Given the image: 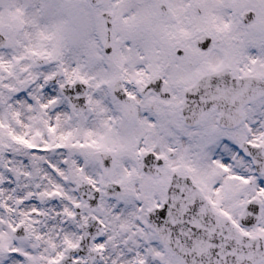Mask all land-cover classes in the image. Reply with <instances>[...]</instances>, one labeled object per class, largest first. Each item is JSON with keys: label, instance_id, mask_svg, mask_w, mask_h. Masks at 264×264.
Listing matches in <instances>:
<instances>
[{"label": "snow or ice", "instance_id": "1", "mask_svg": "<svg viewBox=\"0 0 264 264\" xmlns=\"http://www.w3.org/2000/svg\"><path fill=\"white\" fill-rule=\"evenodd\" d=\"M0 264H264V0H0Z\"/></svg>", "mask_w": 264, "mask_h": 264}]
</instances>
